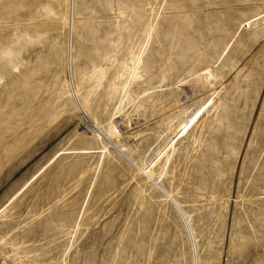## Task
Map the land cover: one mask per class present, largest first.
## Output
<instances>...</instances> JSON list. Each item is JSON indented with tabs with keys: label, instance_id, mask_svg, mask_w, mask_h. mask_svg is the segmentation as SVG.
Listing matches in <instances>:
<instances>
[{
	"label": "rangeland",
	"instance_id": "rangeland-1",
	"mask_svg": "<svg viewBox=\"0 0 264 264\" xmlns=\"http://www.w3.org/2000/svg\"><path fill=\"white\" fill-rule=\"evenodd\" d=\"M204 68L220 107L160 176ZM0 79V207L55 152L100 147L87 119L105 129L125 84L111 140L153 172L113 148L98 172V154L62 157L1 215L0 264H264V0H0Z\"/></svg>",
	"mask_w": 264,
	"mask_h": 264
},
{
	"label": "bare ground",
	"instance_id": "bare-ground-1",
	"mask_svg": "<svg viewBox=\"0 0 264 264\" xmlns=\"http://www.w3.org/2000/svg\"><path fill=\"white\" fill-rule=\"evenodd\" d=\"M67 20H69L68 16L63 17L64 23L68 22ZM70 22L73 26V19H71ZM148 37H149V34H148ZM141 58L142 57L139 55L134 56L130 59V65L124 66V69L129 73L131 79L139 78L136 72H137V68L141 64ZM70 61L72 62L71 56H70ZM11 73H19V66L16 64H12ZM191 78H192L191 84L193 85V88L196 90L194 91L196 95H198V93L200 92L202 93L206 89L209 90V94L202 97L200 100H198V103L200 104V106L197 107L193 112H191L187 116H184V118L180 122L177 123V128L170 132V138L169 140H167L164 147L160 151L155 153L154 158H153L154 160L153 167L157 166L160 168V176L166 175L167 177L168 174H170L171 177H174V169L176 167L175 164L177 163L179 158L184 157V149L183 148H182L183 150L181 149V145L183 141L188 138L191 132L195 131L194 129L198 126V124H200V122H201V128H200L201 129L200 135H201V132L203 131L204 127L209 126L211 123V120L210 121L208 120V116H210L211 112H213L212 116L214 117L217 110L220 107V102L217 100L218 93L213 90V86L217 80V74L211 71L209 68H204L194 73L191 76ZM1 80L2 79H0V81ZM185 81H188V80H185ZM181 83L182 84L176 86V94H175L176 103L180 101L179 98H181L180 94L182 93V92L181 93L178 92L179 91L178 89L185 82L182 81ZM126 87H127V84H125L121 89L114 88V92L118 94V97L113 106L114 113L110 115L105 129H102V127L100 126L99 123H97V121H94V120L92 121L90 119H87V125H89L92 128L96 141L99 142L100 147L68 148V149L65 148V149H61L55 152L54 155L38 171H36L29 179H27L23 183V185L13 195H11L7 199V201L0 207V217L42 176V174H44L59 159L65 156H87V155L98 154V161H97V165L95 168V172H98L100 168L102 167L106 156L111 154L109 149L113 148L115 153H117L120 157L128 161L132 166L136 167V170L139 172V175H145L147 179L153 182V179H152L153 172L148 171L145 174L144 170L141 167H137L136 164H134L132 160L128 157L126 153L127 150L123 147L116 146L111 140L113 136L119 133L117 130L118 123L116 122V120L118 119V117H120V114L123 112L122 105L126 99ZM64 93L67 94L66 92ZM73 95H72L73 97H78L77 92L73 93ZM174 120H171L169 118L166 119V127H167L166 130H168L169 126L173 123ZM82 130L83 132L81 133L92 135L85 126H82ZM103 143L105 145H103ZM169 168H170V171L168 170ZM95 180H96L95 178L92 179L89 184L85 198L83 200V203L73 223V227L71 228L70 238L72 237L74 238L76 233L80 230L82 221L84 219L85 208L87 206L88 200L94 188ZM171 181H173V179ZM154 186L155 184L152 185V187ZM167 197H170V194L169 195L167 194ZM71 246L72 245H70V247H67V249L63 253L64 255H67L69 253Z\"/></svg>",
	"mask_w": 264,
	"mask_h": 264
}]
</instances>
